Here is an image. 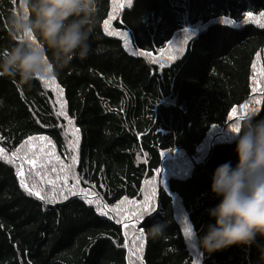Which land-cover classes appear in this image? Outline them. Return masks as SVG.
Returning a JSON list of instances; mask_svg holds the SVG:
<instances>
[{"label":"trees","instance_id":"obj_1","mask_svg":"<svg viewBox=\"0 0 264 264\" xmlns=\"http://www.w3.org/2000/svg\"><path fill=\"white\" fill-rule=\"evenodd\" d=\"M15 3L0 0V50L13 43L2 25ZM261 13L264 0H97L92 52L55 85L0 77V149L13 160L0 158V264H258L264 238L208 253L198 236L215 223V169L237 163L228 129L244 105L264 117ZM109 17L127 37L105 31ZM45 152L65 198L21 186L22 165L30 187L52 190L28 163ZM146 198L154 210L139 207ZM156 222L166 233L152 239Z\"/></svg>","mask_w":264,"mask_h":264},{"label":"clouds","instance_id":"obj_2","mask_svg":"<svg viewBox=\"0 0 264 264\" xmlns=\"http://www.w3.org/2000/svg\"><path fill=\"white\" fill-rule=\"evenodd\" d=\"M96 11L97 0H16L2 25L13 43L0 50V77L30 85L51 79L74 58L86 59L92 52ZM228 131L237 163L219 165L212 176L211 191L220 202L207 210L215 223L198 236L208 253L252 246L264 238V117L249 112L238 130ZM166 228V222H156L147 234L158 239ZM258 251V264H264V245Z\"/></svg>","mask_w":264,"mask_h":264},{"label":"snow or ice","instance_id":"obj_3","mask_svg":"<svg viewBox=\"0 0 264 264\" xmlns=\"http://www.w3.org/2000/svg\"><path fill=\"white\" fill-rule=\"evenodd\" d=\"M131 2H132V0H128V6H131ZM114 7H115V8H120V7H122V5H114ZM248 15H249V18L251 19V18H252V17H251V13H249ZM261 17H264V13H261ZM111 19H112V17H109V19H107V20L104 21V28H105V31H106L109 35H113V34H115V35H117V36H124V37H127V36H128L127 33H121V32H115V33H113V32L111 31V29H110V21H111ZM257 19H258V18H257ZM136 54H139V55H145L146 53H136ZM253 67H255V65H254ZM44 82H45L46 84H49V83H50V84L55 85V79H54V77H52L51 79H48V80H44ZM254 83H255V78H254ZM56 91H57L58 95H62L63 90L60 89L58 86H56ZM253 91L255 92V91H257V89L254 88ZM260 91H264V90H260ZM256 103L259 104L260 101H256ZM60 107H61V111H60L59 114H60V115H65V112L63 111L64 104L61 103ZM243 108H244L245 110H247L248 113H249V112H252L250 109H248V105H244ZM232 111H233V113H235L237 110H236L235 108H233ZM243 118H244V116L242 115V116L240 117V119H243ZM69 123L71 124L72 122L69 121ZM238 125H239V123L237 122V123L232 127V129H233V130H238ZM76 131H78V130H76ZM34 139H38L39 141H46V143L49 144V145L51 144V141H47L46 137H38V138H34ZM26 143L31 144V143H33V140H29V141H27ZM75 143H76V142L73 141V144H75ZM53 156H54V153H53ZM0 158H3V159L8 160V162H10V163L13 162V160H12L11 158H9V157L7 156V154L3 152L2 149H0ZM55 159H56V162L60 164V171L63 172L65 169H64V166H63L62 162L59 161V158H58V157H56ZM41 160H42L43 162H38V161H41ZM51 162H52V157L49 156V154L46 153V152L43 154V157H37L36 159H30V160L28 161V163L32 166V169H33V170H35V169H37V168L44 170V172H45V176H41V172H40V171H35V175L41 177V182H42V183L47 182V183H49V184H52V190H51L49 193H45V194H43V195L41 194V191L38 190L37 187H36L35 185H32V186L30 187L29 184L26 182V180L24 179L25 173H24V171H23V166L21 165L20 170L18 171L17 175L20 177L21 186L25 189L26 192H28L29 195H35L37 198H39V199H41V200H48V201L55 200V199H57L58 196H59L60 198H65V197H64V189H63V188H58V187H57V184H58V182H59V180H60V176H59V174L57 175V178H56L55 181L46 179L47 164H48V163H51ZM73 163H75V158H73ZM51 171H52V172H56V171H57L56 167L53 166L52 169H51ZM31 174H32V171L29 172V175H31ZM77 183H78V181H77ZM148 183H149V185H154V184H155V181H149ZM74 188H75V186H74L73 188H69V189H67L68 193L71 194V193L74 191ZM80 195H82V196H84V197H88V196L94 195V192H84L83 190H81V191H80ZM151 195H154V191H153V193H152ZM97 198H98V197H97ZM88 202H89V203H92V200H89ZM134 203H135V202H133V204H134ZM105 207H106V206H105ZM139 207H140L141 209H144L145 211H152V210H154V208H149V198H146L144 204H143V205H140ZM112 211H116V209H112ZM101 214L103 215L104 212H101ZM141 215H143V212H141ZM135 218L138 220V219H139V216H137V217H135ZM138 236H139V238H140L139 243H140L141 246H142V243H143V237H144L143 232H139V233H138ZM135 250H136V249L133 248V251H135ZM137 259H139V256H137ZM130 264H131V262H130Z\"/></svg>","mask_w":264,"mask_h":264},{"label":"rangeland","instance_id":"obj_4","mask_svg":"<svg viewBox=\"0 0 264 264\" xmlns=\"http://www.w3.org/2000/svg\"><path fill=\"white\" fill-rule=\"evenodd\" d=\"M113 33H115V32H113ZM115 35V34H114ZM115 36H117V35H115ZM117 37H121L122 39H123V36H117ZM127 42H125V44H126Z\"/></svg>","mask_w":264,"mask_h":264},{"label":"water","instance_id":"obj_5","mask_svg":"<svg viewBox=\"0 0 264 264\" xmlns=\"http://www.w3.org/2000/svg\"><path fill=\"white\" fill-rule=\"evenodd\" d=\"M221 135V134H220Z\"/></svg>","mask_w":264,"mask_h":264}]
</instances>
